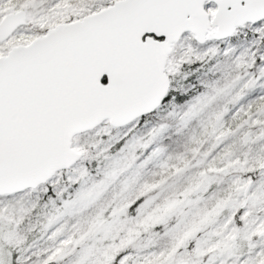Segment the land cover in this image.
<instances>
[{
  "label": "snow or ice",
  "instance_id": "1",
  "mask_svg": "<svg viewBox=\"0 0 264 264\" xmlns=\"http://www.w3.org/2000/svg\"><path fill=\"white\" fill-rule=\"evenodd\" d=\"M0 264H264V0H0Z\"/></svg>",
  "mask_w": 264,
  "mask_h": 264
}]
</instances>
